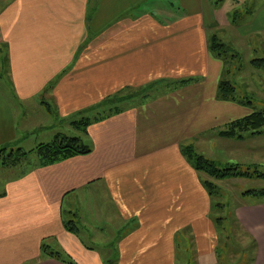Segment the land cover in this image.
I'll list each match as a JSON object with an SVG mask.
<instances>
[{"label": "crops", "instance_id": "obj_1", "mask_svg": "<svg viewBox=\"0 0 264 264\" xmlns=\"http://www.w3.org/2000/svg\"><path fill=\"white\" fill-rule=\"evenodd\" d=\"M149 1L0 0V54L5 47L12 84L11 93L0 86V150L20 141L14 106L39 117L56 113L71 130L79 113L161 83L86 133L77 129L89 155L44 165L33 154L2 168L0 264H107L66 230L63 207L71 198L108 206L122 222L116 264H176L185 230L201 247L207 242L206 255L214 253L211 197L182 147L207 144L253 111L218 97L225 66L209 48V32L219 28L212 0H170L178 10L166 22L141 10ZM235 215L256 241L255 264H264V202Z\"/></svg>", "mask_w": 264, "mask_h": 264}, {"label": "rangeland", "instance_id": "obj_2", "mask_svg": "<svg viewBox=\"0 0 264 264\" xmlns=\"http://www.w3.org/2000/svg\"><path fill=\"white\" fill-rule=\"evenodd\" d=\"M212 2L219 28L209 32L210 37L217 35L221 42L227 45V55L235 56L229 58L230 64L224 80L237 88L238 97L252 102L251 111L264 112V70L255 69L251 65L253 60L264 58V32L258 30L264 28L262 26L264 0H212ZM169 3L170 0H151L141 10L151 13L160 21L174 20L178 8L176 7V12L173 11ZM2 48L0 86L11 93L12 84L7 75V64L4 62L6 48ZM19 107L20 105L14 106L20 141L8 146V149L20 148L25 152H31L42 144L51 143L60 133L82 137L74 126L70 130L67 123L56 113L39 117L37 113L31 111L28 114ZM98 113L101 116L106 115L102 110ZM43 114H46L45 110ZM95 119H97L95 114L79 113L71 118L70 123L72 125L73 122L78 124L92 122L93 125ZM79 131L84 134L82 130ZM219 131L207 139V144L201 143L199 147L194 145L196 153L212 160L221 169L240 164L242 171H246L248 167L257 166L252 168L250 173L257 172L264 175V136L255 139L247 137L246 141H238L220 138ZM32 157L38 158L36 155ZM2 172L4 171L0 167V174ZM201 175L203 181H211L215 187L214 195L211 197V217L213 220L223 219V221L216 229L214 253L210 255H206L202 250L207 248V242H203L201 247L191 232H188L189 230L178 234L176 264H255L258 252L256 241L238 222L235 213L244 204L259 202V198L244 197L243 194L264 190V179L215 181ZM99 203L101 204L100 201ZM218 205L222 207L219 208ZM63 211L66 221L75 223L83 243L99 252L104 260H116L113 248L119 242L122 222L113 216L115 214L111 213L110 207L96 208L90 198L82 201L71 198L65 202ZM98 229L104 234L100 238H98L101 236L100 233L96 231ZM94 234L97 235V240L93 238ZM61 255L66 258L63 253Z\"/></svg>", "mask_w": 264, "mask_h": 264}, {"label": "trees", "instance_id": "obj_3", "mask_svg": "<svg viewBox=\"0 0 264 264\" xmlns=\"http://www.w3.org/2000/svg\"><path fill=\"white\" fill-rule=\"evenodd\" d=\"M209 48L218 58H220L225 66L224 75L228 72V65L230 64L229 58H235V56L227 55V45L221 42L217 35L209 37ZM7 67L9 66V59L6 57L5 61ZM253 68L258 70H264V58L255 59L251 62ZM9 75V72L7 73ZM3 78V73H1ZM189 81H184L182 84H188ZM161 83H153L145 88L132 90H125L107 100H105L98 108L95 107L92 110L82 112L80 114H95L96 122L105 120L106 118L119 114L125 109L132 106L134 103H140L152 96L153 91L156 92V88ZM219 99L223 101H232L238 104L248 106L250 108L252 102L249 99L240 98L237 95V88L230 82L221 80L219 85ZM99 110V111H98ZM102 112L106 115L101 116L98 112ZM99 117V118H98ZM81 123V122H80ZM73 122L72 125L82 132L86 133V128L91 125L92 122H82V124ZM220 138L234 139L238 141H244L247 137L256 138L264 136V112L253 111V113L242 119L231 123L224 130L218 132ZM92 152L91 148L83 143L80 138L67 137L64 135H57L55 139L48 144H42L37 149L31 152H25L22 149H8L4 148L0 150V167L12 168L23 164L31 155H36L44 165H53L77 156L89 155ZM183 155L191 163L193 168L215 181H227L233 179H264V175L260 173H250L252 168L257 166H251L246 168V171H242V166L239 164L230 165L225 169H221L212 160L207 159L205 156L196 153L194 145H184L182 147ZM203 185L207 190L210 197L214 195V183L211 181H203ZM244 197L259 198V201L264 202V190L261 191H249L243 194ZM221 208V205H218ZM223 219H214L216 227H220ZM65 228L69 233L78 235V230L74 222H66ZM47 256L55 259L62 258L60 254H55L47 250L44 251ZM107 264H116L115 260H108Z\"/></svg>", "mask_w": 264, "mask_h": 264}]
</instances>
